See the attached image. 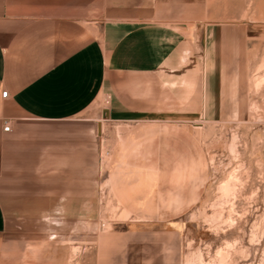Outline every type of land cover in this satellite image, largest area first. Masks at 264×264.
I'll return each instance as SVG.
<instances>
[{"label": "crops", "instance_id": "0c3cea01", "mask_svg": "<svg viewBox=\"0 0 264 264\" xmlns=\"http://www.w3.org/2000/svg\"><path fill=\"white\" fill-rule=\"evenodd\" d=\"M209 17H220L210 0H0V242L12 219L94 210L96 133L110 144L112 129L147 115L207 112ZM148 161L115 152L129 209L161 184L189 187L182 172L160 182Z\"/></svg>", "mask_w": 264, "mask_h": 264}, {"label": "rangeland", "instance_id": "374dc122", "mask_svg": "<svg viewBox=\"0 0 264 264\" xmlns=\"http://www.w3.org/2000/svg\"><path fill=\"white\" fill-rule=\"evenodd\" d=\"M210 5L220 17L201 23L218 29L207 34V112L147 115L112 129L110 144L96 133L94 210L12 219L0 264H264V0ZM117 149L137 153V166L156 160L160 182L189 174L188 191L161 184L129 209L114 183Z\"/></svg>", "mask_w": 264, "mask_h": 264}, {"label": "built area", "instance_id": "2783aa9c", "mask_svg": "<svg viewBox=\"0 0 264 264\" xmlns=\"http://www.w3.org/2000/svg\"><path fill=\"white\" fill-rule=\"evenodd\" d=\"M7 96H8V91H7V90L3 91V92H2V97H3V98H7ZM5 124H6V125L4 126V130H5V131H9L10 128H11L9 121H6Z\"/></svg>", "mask_w": 264, "mask_h": 264}, {"label": "bare ground", "instance_id": "6f19581e", "mask_svg": "<svg viewBox=\"0 0 264 264\" xmlns=\"http://www.w3.org/2000/svg\"><path fill=\"white\" fill-rule=\"evenodd\" d=\"M226 189V188H225Z\"/></svg>", "mask_w": 264, "mask_h": 264}]
</instances>
